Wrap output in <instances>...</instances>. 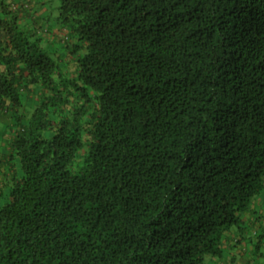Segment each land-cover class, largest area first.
<instances>
[{
	"label": "trees",
	"instance_id": "obj_1",
	"mask_svg": "<svg viewBox=\"0 0 264 264\" xmlns=\"http://www.w3.org/2000/svg\"><path fill=\"white\" fill-rule=\"evenodd\" d=\"M29 1L0 0V264L221 258L264 190V0H50L72 75Z\"/></svg>",
	"mask_w": 264,
	"mask_h": 264
},
{
	"label": "rangeland",
	"instance_id": "obj_2",
	"mask_svg": "<svg viewBox=\"0 0 264 264\" xmlns=\"http://www.w3.org/2000/svg\"><path fill=\"white\" fill-rule=\"evenodd\" d=\"M7 3H10L11 0H5ZM45 2L43 5L39 2V0H30L29 1V12L30 15L33 16L37 21V25H43L45 31H43L44 39L49 42V52L54 54L55 59L61 58V63H64L63 70L66 74L72 75L75 72V63L73 59V55L68 53L67 47L68 43L66 42H74V40L69 39V33L65 28H62V24L58 19V10L56 9L55 3L49 4L50 0H40ZM31 17V16H30ZM68 38V40H67ZM49 41V42H48ZM56 49V50H55ZM34 105L33 96H30L29 99L25 102V108L28 112L32 110ZM11 122V119L8 115H3L0 118V127L1 129H5V124ZM8 133V132H7ZM10 134H5V138H9ZM0 140H2L0 138ZM3 141V140H2ZM1 141V142H2ZM1 182V181H0ZM258 197L263 198L264 200V190L261 192ZM264 227V218L261 220ZM263 229V228H262ZM262 229H257V234H254V230L249 226L244 229L246 234L253 238L252 245L253 248L249 246L248 252V260H250V264H264V233ZM261 235V236H260ZM258 240H260L258 242ZM263 255V256H262Z\"/></svg>",
	"mask_w": 264,
	"mask_h": 264
},
{
	"label": "crops",
	"instance_id": "obj_3",
	"mask_svg": "<svg viewBox=\"0 0 264 264\" xmlns=\"http://www.w3.org/2000/svg\"><path fill=\"white\" fill-rule=\"evenodd\" d=\"M7 115V113H4ZM3 114L0 115V118ZM12 123L5 124V130L10 129ZM264 218V200L258 196L253 200L251 208L248 212L242 216L241 227L232 228L225 232L223 241V255L221 258H211L209 264H250L248 260L249 246L253 248V238L244 232L246 227H250L254 230V234H257V229H262L264 233V227L261 220ZM260 240H258L259 242ZM263 256V255H262Z\"/></svg>",
	"mask_w": 264,
	"mask_h": 264
}]
</instances>
